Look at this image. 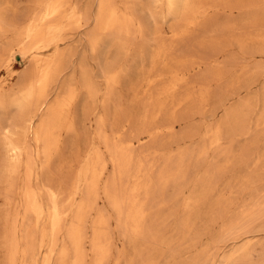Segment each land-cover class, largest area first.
I'll return each instance as SVG.
<instances>
[{
    "label": "rangeland",
    "instance_id": "obj_1",
    "mask_svg": "<svg viewBox=\"0 0 264 264\" xmlns=\"http://www.w3.org/2000/svg\"><path fill=\"white\" fill-rule=\"evenodd\" d=\"M100 1L73 0L74 5L86 11L89 20L86 26L67 33L68 39L62 45L68 55L65 70L49 95L50 102H54L70 88L77 91L70 110L72 130L62 132L58 152L49 168L41 169L46 165L45 157L38 160L40 179L37 184L41 185L45 205H50L45 186L53 182L58 190L67 194L73 184L71 181L87 163L94 147L101 146L105 156H109L106 145H102L97 136L99 119L105 117V129L112 143H135V168L143 165L139 180L144 181L147 176L152 180L150 194L142 191L138 198L147 203L148 230L153 237L148 242L132 241L120 226L118 214L103 192L114 173L110 164L101 184L100 199L87 219L85 264H93L95 223L103 215L109 219L112 241L107 264H229L227 258L247 245L252 254L245 264H264V217L252 222L255 224L238 226L235 237L225 235L235 227L233 224L264 201V0H206L207 11L196 15L197 25L189 27L181 37L175 36V31L186 27L185 21L166 16L164 1L156 0H114L121 14L134 19L133 33L120 36L100 33L96 26ZM1 2L9 3L7 6L21 16L34 7L35 0ZM7 42L0 41V53ZM25 68L15 64L13 69L18 71L17 76L1 68L0 85L5 80L10 81V86L15 84ZM107 69L121 72L119 85L112 91H108ZM177 74L188 79L165 94L164 90ZM87 82L93 85L94 95L85 87ZM204 96L205 102L201 103ZM161 102L164 103L162 110L158 107ZM239 106L248 113L243 127L228 120L229 113ZM149 127L156 129V137H148ZM216 132L220 138L218 144L213 145ZM28 145L36 155L37 145L32 135ZM2 166L0 163V174ZM165 170L170 177L166 182L160 178ZM181 173L186 176L173 181L172 176ZM129 181L133 186L136 180ZM6 188L5 183H0V264L7 263L5 216L11 211L12 215L21 212L18 224L31 223L25 219L20 206V191L14 196V204L9 205ZM83 189L60 233L57 254L63 247L71 248L68 232L74 221L75 207L86 195ZM41 231L48 232L49 227L43 225ZM46 253L47 247H37L38 264H43ZM52 264H58V255L54 256Z\"/></svg>",
    "mask_w": 264,
    "mask_h": 264
},
{
    "label": "bare ground",
    "instance_id": "obj_2",
    "mask_svg": "<svg viewBox=\"0 0 264 264\" xmlns=\"http://www.w3.org/2000/svg\"><path fill=\"white\" fill-rule=\"evenodd\" d=\"M161 1L165 3L166 16H174L175 20L180 18L185 21V26L187 25L175 31V36L177 37L185 35L189 27L196 26V18L194 19V17L198 14L205 13L209 8L204 6L206 0H156V2ZM5 5L6 2H1L0 4V41L8 40V42L0 53V69L4 68L9 70L13 73L12 75L17 76L18 71L13 69L15 64H22L26 66V68L15 84L10 86V81L5 80L0 85V139L1 136H3L2 143H0V163L3 165V172L0 174V183L3 182L6 184L5 197L9 205L14 204V196H16L15 194L17 191H20L22 198V204L20 206L24 210L25 219L31 220V223L29 222L30 224L28 225H19L17 219L21 213L20 211V213L16 212L14 215H12L13 212L11 211V213H7L8 215L5 216L6 230L4 233V246L7 250L6 264H18L20 260L22 264H38V257L36 254L38 246L47 247V253L44 255L43 264H52L55 255H58V264H85L88 258L85 227L91 211L94 210L100 199L101 184L110 164L114 167V173L106 182L103 192L114 211L117 212L120 226L124 228L130 239L136 242L140 239L144 242H148L151 240V237H153V234L148 230L149 215L147 212V203L141 201L138 195L142 191H146L147 195L150 194L149 190L152 189V180L149 176H147L144 181L139 180L143 165H141V168H135V143H112L105 129L107 124L105 117H100L98 122L99 134L96 135L100 139L101 144L106 145L109 156H105V152L101 146L94 147L89 155L87 163L80 169L78 174L74 177V180L71 181L73 182L72 187L68 186L71 187V189H68L69 192L67 191V194L66 192L58 190L53 182L45 186L50 198V205H45L41 196V185L39 186L37 184L40 179V175L38 174V170L40 169L38 160L41 157H45L46 165L44 167L41 166V169L43 168V170H45L49 168L50 166L48 165L58 152L62 132L72 130L70 110L77 98V91L74 88H70L65 96L54 102H50L49 95L53 86L65 70V61L68 55L62 50V45H64L68 39L67 33L74 30V28L86 26L89 17L86 11H82L73 4V0H35L34 7L26 13H22L21 16L19 14L17 15L18 11H12L10 7ZM119 10L116 8L114 0L100 1L96 25L100 33L111 32L117 36L130 35L133 33L132 27L134 19L130 15L121 14ZM137 31L139 32L140 30ZM155 31H157V28ZM113 37L115 38V36ZM262 53L264 54V48L262 49ZM125 71L126 70H124V72ZM106 76L108 80V91H112L114 87L119 85L121 72L116 71V69L115 71L107 69ZM187 79L185 76H180L179 74L175 75V79L172 80L171 84L169 83L170 85L164 90V93L169 94L176 90L179 85ZM190 80L192 81V79ZM85 87L89 89L90 95H94V88L90 82H87ZM205 99L206 97L204 96L201 103L205 102ZM158 104L159 109L162 110L164 108V103L161 102ZM242 109L243 108L239 106V109L235 112L229 113L228 120L230 123L233 120L240 127L246 124L247 121L245 120L248 113L246 109L243 111ZM152 115L154 116V114ZM165 122L167 123V121ZM221 123L223 125V122ZM156 128H158V126ZM155 130L156 129L149 127L146 130L148 137H156L157 131ZM30 135L33 136L37 145L36 155H34L31 147L28 145V138ZM219 138L220 135L216 132L212 144H218ZM140 141L141 140H139V142ZM65 164L64 162V165ZM42 173L44 172L42 171ZM184 176H186V174L181 173L173 175L172 179L173 181H178L179 178L183 179ZM167 177H169V173L165 170L161 173L160 178L162 181L166 182L168 181ZM131 179L136 180L133 186H130L128 183ZM20 180L21 184L19 185ZM82 188H84L83 190L86 195L75 207L73 214L74 221L68 232L71 248L68 246L63 247L57 254L56 249L57 245H59L58 240L60 233L64 228L67 218L71 215V207L76 204L77 196ZM17 203L16 201V204ZM262 217H264V201L255 205L250 213L248 211L239 222L233 224L235 227L232 226L227 232L228 234L226 233L225 235H234L238 226L250 225L252 222ZM43 225L49 227L48 232L41 231ZM95 226V235L92 241L93 264H107L111 254L112 242H110L111 239L109 238V219L103 215L95 223ZM251 254V248L247 245L235 251L227 260L229 264H245Z\"/></svg>",
    "mask_w": 264,
    "mask_h": 264
}]
</instances>
